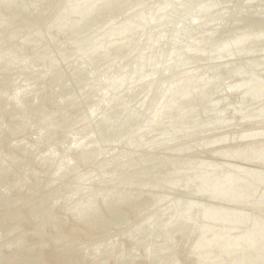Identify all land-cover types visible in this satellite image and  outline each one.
I'll use <instances>...</instances> for the list:
<instances>
[{
    "label": "rangeland",
    "instance_id": "374dc122",
    "mask_svg": "<svg viewBox=\"0 0 264 264\" xmlns=\"http://www.w3.org/2000/svg\"><path fill=\"white\" fill-rule=\"evenodd\" d=\"M263 29L264 0H0V264H264Z\"/></svg>",
    "mask_w": 264,
    "mask_h": 264
},
{
    "label": "bare ground",
    "instance_id": "6f19581e",
    "mask_svg": "<svg viewBox=\"0 0 264 264\" xmlns=\"http://www.w3.org/2000/svg\"><path fill=\"white\" fill-rule=\"evenodd\" d=\"M89 1V0H88ZM125 1V0H124ZM130 2V1H129ZM138 2V1H137ZM153 2V1H152ZM168 2V1H167ZM193 2V1H192ZM39 3V2H38ZM91 3V2H90ZM195 3V2H194ZM216 3V2H215ZM167 4V3H166ZM239 4V3H238ZM6 5V4H5ZM120 5V4H119ZM144 5V4H143ZM164 5V4H163ZM15 6V5H14ZM47 6V5H46ZM81 7V6H80ZM84 7V6H83ZM209 7V6H208ZM51 8V7H50ZM66 8V7H65ZM146 8V7H145ZM176 8V7H175ZM199 8V7H198ZM15 9V8H14ZM59 9V8H58ZM76 9V8H75ZM126 9V8H125ZM24 10V9H23ZM68 10H70V9H68ZM112 10V9H111ZM133 10V9H132ZM179 10V9H178ZM48 11V10H47ZM122 11V10H121ZM263 11V10H262ZM131 12V11H130ZM140 12V11H139ZM189 12V11H188ZM119 13V12H118ZM154 13V12H153ZM191 13V12H190ZM115 15V14H114ZM47 16V15H46ZM80 16V15H79ZM89 16V15H88ZM160 16V15H159ZM63 17V16H62ZM144 17V16H143ZM165 17H166V15H165ZM35 18V17H34ZM36 19V18H35ZM43 19V18H42ZM200 19V18H199ZM11 20V19H10ZM15 20V19H14ZM31 20V19H30ZM137 20V19H136ZM6 21V20H5ZM38 21V20H37ZM115 21V20H114ZM140 21V20H139ZM70 22V21H69ZM131 22V21H130ZM129 22V23H130ZM72 23V22H71ZM83 23V22H82ZM23 24V23H22ZM56 24V23H55ZM65 24V23H64ZM92 24V23H91ZM135 24V23H134ZM144 24V23H143ZM182 24V23H181ZM6 25V24H5ZM13 25V24H12ZM15 25V24H14ZM68 25H70V24H68ZM67 25V26H68ZM74 25V24H73ZM62 26V25H61ZM66 26V25H65ZM72 26V25H71ZM64 27V26H63ZM110 27V26H109ZM131 27V26H130ZM170 27V26H169ZM192 27V26H191ZM196 27V26H195ZM251 27V26H250ZM257 27V26H256ZM67 28V27H66ZM107 28V27H106ZM136 28V27H135ZM155 28H157V27H155ZM258 28V27H257ZM11 29V28H10ZM81 29H83V28H81ZM113 29V28H112ZM260 29H262V28H260ZM108 30V29H107ZM233 30V29H232ZM249 30H251V29H249ZM264 30V29H263ZM263 30H262V32H263ZM15 31V30H14ZM51 31V30H50ZM87 31H88V29H87ZM97 31V30H96ZM111 31V30H110ZM170 31V30H169ZM260 31V30H259ZM12 32V31H11ZM65 32V31H64ZM71 32V31H70ZM80 32V31H79ZM114 32V31H113ZM133 32V31H132ZM136 32V31H135ZM189 32V31H188ZM171 33V32H170ZM264 33V32H263ZM19 34V33H18ZM96 34V33H95ZM119 33H117V35H118ZM126 34V33H125ZM166 34V33H165ZM174 34V33H173ZM256 34V33H255ZM258 35L260 34V36H261V33H257ZM3 35V34H2ZM62 35V34H61ZM66 35V34H65ZM142 35V34H141ZM170 35V34H169ZM248 35V34H247ZM242 36L241 38H236L235 40H231L232 41V43L233 42H236V41H240V40H242V39H245L246 37H252V36H250V35H248V36ZM15 36V35H14ZM102 36V35H101ZM104 36V35H103ZM9 37V36H8ZM82 37V36H81ZM85 37V36H84ZM141 37V36H140ZM161 37V36H160ZM175 37V36H174ZM243 37H245V38H243ZM1 38H3V37H1ZM109 38V37H108ZM82 39V38H81ZM147 39V38H146ZM173 39V38H172ZM51 40V39H50ZM67 40V39H66ZM119 40V39H118ZM126 40V39H125ZM199 40V39H198ZM95 41V40H94ZM155 41V40H154ZM215 41V40H214ZM219 41V40H218ZM231 41H226V42H223V44L221 43V45L222 46H218V47H220L221 48V50L224 48V47H226V46H229L230 44H231ZM10 42V41H9ZM70 42V41H69ZM120 42V41H119ZM122 42V41H121ZM26 43V42H25ZM60 43V42H59ZM190 43V42H189ZM21 44V43H20ZM75 44V43H74ZM194 44V43H193ZM14 45V44H13ZM57 45V44H56ZM64 45V44H63ZM130 45V44H129ZM126 46H127V44H126ZM207 46V45H206ZM6 47V46H5ZM107 47H109V46H107ZM118 47V46H117ZM148 47V46H147ZM197 47V46H196ZM212 47V46H211ZM210 47V48H211ZM17 48V47H16ZM96 48V47H95ZM114 48V47H113ZM131 48V47H130ZM146 48V47H145ZM150 48V47H149ZM215 48V47H214ZM89 49V48H88ZM213 49V48H212ZM215 49H218L217 47L215 48ZM33 50V49H32ZM63 50V49H62ZM76 50V49H75ZM134 50V49H133ZM158 50V49H157ZM87 51V50H86ZM130 51V50H129ZM99 52V51H98ZM126 52V51H125ZM162 52V51H161ZM190 52V51H189ZM39 53V52H38ZM78 53H80V52H78ZM82 53V52H81ZM174 53V52H173ZM193 53V52H192ZM216 53V52H215ZM217 53L218 54H220L218 51H217ZM48 54V53H47ZM70 54V53H69ZM112 54H113V52H112ZM123 54V53H122ZM36 55V54H35ZM66 55V54H65ZM104 55V54H103ZM124 55V54H123ZM152 55V54H151ZM169 55V54H168ZM177 55V54H176ZM212 55H214V54H212ZM45 56V55H44ZM145 56V55H144ZM179 56V55H178ZM10 57V56H9ZM49 57V56H48ZM74 57V56H73ZM82 57V56H81ZM127 57V56H126ZM141 57V56H140ZM174 57V56H173ZM77 58V57H76ZM107 58V57H106ZM157 58V57H156ZM31 59V58H30ZM81 59V58H80ZM83 59V58H82ZM85 59V58H84ZM98 59V58H97ZM119 59V58H118ZM127 59V58H126ZM34 60V59H33ZM42 60V59H41ZM59 60V59H58ZM92 60V59H91ZM90 60V61H91ZM131 60V59H130ZM137 60V59H136ZM75 61H77V60H75ZM148 61V60H147ZM254 61V60H253ZM7 62V61H6ZM37 62V61H36ZM98 62V61H97ZM130 62V61H129ZM80 63V62H79ZM188 63V62H187ZM252 63V62H251ZM254 63V62H253ZM258 63H260V61L258 62ZM55 64H56V62H55ZM39 65V64H38ZM182 65V64H181ZM258 65V64H257ZM34 66V65H33ZM68 66V65H67ZM81 66V65H80ZM90 66V65H89ZM105 66V65H104ZM85 67V66H84ZM115 67V66H114ZM118 67V66H117ZM145 67V66H144ZM188 67V66H187ZM186 67V68H187ZM253 67V66H252ZM47 68V67H46ZM160 68V67H159ZM178 68V67H177ZM39 69V68H38ZM41 69V68H40ZM79 69V68H78ZM77 69V70H78ZM96 69V68H95ZM193 69V68H192ZM242 69V68H241ZM47 70V69H46ZM91 70V69H90ZM181 70V69H180ZM208 70V69H207ZM236 70V69H235ZM239 70V69H238ZM147 71V70H146ZM151 71V70H150ZM188 71V70H187ZM201 71V70H200ZM229 71V70H228ZM237 71V70H236ZM69 72V71H68ZM233 72H235V71H233ZM238 72V71H237ZM47 73V72H46ZM66 73V72H65ZM196 73H198V72H196ZM249 73V72H248ZM251 73V72H250ZM35 74V73H34ZM41 74V73H40ZM59 74V73H58ZM114 74V73H113ZM238 74V73H237ZM3 75V74H2ZM11 75V74H10ZM56 75V74H55ZM193 75V74H192ZM253 75V74H252ZM80 76H82V75H80ZM169 76V75H168ZM21 77V76H20ZM50 77V76H49ZM200 77V76H199ZM240 77H241V75H240ZM243 77H246V76H243ZM247 77H248V75H247ZM246 77V78H247ZM253 77V76H252ZM1 78V77H0ZM34 78V77H33ZM42 78H43V76H42ZM46 78V77H45ZM67 78V77H66ZM65 78V79H66ZM81 78V77H80ZM104 78V77H103ZM190 78V77H189ZM193 78V77H192ZM245 78V79H246ZM256 78V77H255ZM51 79V78H50ZM196 79V78H195ZM249 79V78H248ZM3 80H4V78H3ZM166 80V79H165ZM169 80V79H168ZM178 80V79H177ZM192 80V79H191ZM191 80H189V81H191ZM251 80V79H250ZM262 80V79H261ZM260 80V81H261ZM5 81V80H4ZM9 81V80H8ZM109 81V80H108ZM119 81V80H118ZM124 81V80H123ZM158 81V80H157ZM171 81H172V79H171ZM257 81V79L255 80V82ZM259 81V80H258ZM55 82V81H54ZM78 82V81H77ZM88 82V81H87ZM86 82V83H87ZM117 82V81H116ZM131 82V81H130ZM150 82H152V81H150ZM178 82V81H177ZM187 82V81H186ZM186 82H184V83H186ZM251 82V81H250ZM254 82V81H253ZM262 82V81H261ZM260 82V83H261ZM46 83V82H45ZM65 83V82H64ZM174 83V82H173ZM190 83V82H189ZM248 83V82H247ZM252 83V82H251ZM250 83V84H251ZM4 84V83H3ZM25 84H27V83H25ZM30 84V83H29ZM41 84V83H40ZM176 84V83H175ZM181 84H183V83H181ZM180 84V86H182ZM238 84V83H237ZM249 84V85H250ZM255 84V83H254ZM121 85V84H120ZM153 85V84H152ZM187 85V84H186ZM248 85V84H247ZM252 85H253V83H252ZM258 85H259V83H258ZM53 86V85H52ZM65 86V85H64ZM112 86V85H111ZM140 86V85H139ZM175 86V85H174ZM188 86V85H187ZM190 86V85H189ZM194 86V85H193ZM244 86H245V84H244ZM256 86V85H255ZM5 87V86H4ZM16 87V86H15ZM32 87V86H31ZM98 87V86H97ZM100 87V89H101V86H99ZM131 87V86H130ZM168 87V86H167ZM240 87V86H239ZM242 87V89H244V87H243V85L241 86ZM246 87V86H245ZM251 87V86H250ZM22 88V87H21ZM135 88V87H134ZM183 88V87H182ZM188 88V87H187ZM194 88V87H193ZM36 89V88H35ZM77 89V88H76ZM140 89V88H139ZM138 89V90H139ZM159 89V88H158ZM170 89V88H169ZM168 89V90H169ZM186 89V88H185ZM190 89H191V87H190ZM248 89V88H247ZM16 90V89H15ZM132 90V89H131ZM173 90H174V87H173ZM179 90H180V88H179ZM187 90H189V88L187 89ZM251 90H252V88H251ZM20 91V90H19ZM64 91V90H63ZM97 91V90H96ZM171 91V90H170ZM183 91V90H182ZM237 91V90H236ZM239 91H241V90H239ZM238 91V92H239ZM243 91V90H242ZM246 91V90H245ZM253 91H254V88H253ZM62 92V91H61ZM77 92V91H76ZM167 92H169V91H167ZM188 92V91H187ZM252 92V91H251ZM159 93V92H158ZM170 93V92H169ZM172 93V92H171ZM177 93H178V91H177ZM176 93V94H177ZM180 93V92H179ZM239 93H241V92H239ZM243 93H245V92H243ZM121 94V93H120ZM126 94V93H125ZM175 94V95H176ZM184 94V93H183ZM137 95V94H136ZM181 95H182V92H181ZM243 95V94H242ZM18 96V95H17ZM77 96V95H76ZM154 96V95H153ZM169 96V95H168ZM57 97V96H56ZM93 97V96H92ZM163 97V96H162ZM175 97V96H174ZM239 97H240V95H239ZM243 97V96H242ZM241 97V98H242ZM17 98V97H16ZM98 98V97H97ZM262 98V97H261ZM39 99V98H38ZM113 99H114V97H113ZM130 99V98H129ZM171 99V98H170ZM172 99H175L176 100V98H172ZM85 100V99H84ZM9 101V100H8ZM35 101V100H34ZM86 101V100H85ZM258 101V100H257ZM54 102V101H53ZM64 102V101H63ZM72 102V101H71ZM89 102H90V100H89ZM88 102V103H89ZM132 102V101H131ZM168 102H170V101H168ZM173 102V101H172ZM172 102H170V103H172ZM243 102V101H242ZM258 102H260V101H258ZM58 103V102H57ZM77 103V102H76ZM82 103V102H81ZM197 103V102H196ZM40 104V103H39ZM53 104H55V103H53ZM175 104V103H174ZM243 104V103H242ZM242 104H240L241 106H242ZM255 104V103H254ZM77 105V104H76ZM110 105V104H109ZM127 105V104H126ZM168 105V104H167ZM166 105V106H167ZM170 105V104H169ZM194 105H195V103H194ZM87 106V105H86ZM102 106V105H101ZM165 105H164V107H166ZM171 106V105H170ZM202 106H204V105H202ZM205 106H207L206 104H205ZM257 106V105H256ZM255 106V107H256ZM84 107V106H83ZM184 107V106H183ZM233 107V106H232ZM239 107V106H238ZM254 107V108H255ZM86 108V107H85ZM125 108V107H124ZM133 108V107H132ZM138 108V107H137ZM174 108V107H173ZM252 108V107H251ZM251 108H249V109H251ZM257 108V107H256ZM118 109V108H117ZM167 109V108H166ZM236 109V108H235ZM238 109V108H237ZM33 110V109H32ZM96 110V109H95ZM194 110V109H193ZM242 110H243V108H242ZM252 110V109H251ZM48 111V110H47ZM79 111V110H78ZM102 111V110H101ZM108 111V110H107ZM136 111V110H135ZM196 111V110H195ZM240 111V110H239ZM36 112V111H35ZM38 112V111H37ZM65 112V111H64ZM103 112H104V110H103ZM162 112V111H161ZM241 112V111H240ZM261 112H264V111H261ZM138 113V112H137ZM236 113V112H235ZM239 113V112H238ZM244 113H246V112H244ZM243 113V114H244ZM42 114V113H41ZM101 114V113H100ZM130 114V113H129ZM197 114V113H196ZM138 115V114H137ZM153 115V114H152ZM245 115V114H244ZM44 116V115H43ZM103 116V115H102ZM156 116V115H155ZM217 116V115H216ZM215 116V117H216ZM240 116V115H239ZM241 116H243V115H241ZM67 117V116H66ZM69 117V116H68ZM84 117V116H83ZM131 117V116H130ZM144 117V116H143ZM153 117V116H152ZM81 118V117H80ZM112 118V117H111ZM47 119V118H46ZM72 119V118H71ZM114 119V118H113ZM129 119V118H128ZM94 120V119H93ZM97 120V119H96ZM152 120V119H151ZM166 120V119H165ZM212 120H213V118H212ZM218 121H219V119H217ZM49 121V120H48ZM56 121V120H55ZM92 121V120H91ZM99 121V120H98ZM111 121V120H110ZM138 121V120H137ZM168 121V120H167ZM131 122V121H130ZM129 122V123H130ZM212 122V121H211ZM223 122V121H222ZM221 122V123H222ZM52 123V122H51ZM73 123V122H72ZM94 123V122H93ZM177 123V122H176ZM215 123V122H214ZM218 123H220V121L218 122ZM83 124V123H82ZM149 124V123H148ZM169 124H170V122H169ZM210 124H212V123H210ZM100 125V124H99ZM98 125V126H99ZM116 125H117V123H116ZM129 125V124H128ZM213 125H216L217 126V124H213ZM17 126V125H16ZM49 126V125H48ZM92 126V125H91ZM102 126V125H101ZM108 126V125H107ZM112 127V126H111ZM130 127V126H129ZM218 127V126H217ZM135 128V127H134ZM106 129V128H105ZM112 129V128H111ZM117 129V128H116ZM128 129V128H127ZM68 130V129H67ZM132 130V129H131ZM142 130V129H141ZM217 130V129H216ZM73 131V130H72ZM222 131V130H221ZM45 132V131H44ZM53 132V131H52ZM105 132V131H104ZM117 133V132H116ZM132 133V132H131ZM156 133V132H155ZM165 133V132H164ZM220 133V132H219ZM45 134V133H44ZM56 135V134H55ZM99 135H101V134H99ZM122 135V134H121ZM142 135V134H141ZM59 136V135H58ZM83 136V135H82ZM158 136V135H157ZM196 136V135H195ZM54 137V136H53ZM86 137V136H85ZM72 138H73V136H72ZM84 138V137H83ZM61 139V138H60ZM118 139V138H117ZM69 140V139H68ZM113 140V139H112ZM111 140V141H112ZM150 140V139H149ZM65 141V140H64ZM107 141V140H106ZM75 142V141H74ZM91 142V141H90ZM161 142V141H160ZM143 143V142H142ZM157 143V142H156ZM75 144V143H74ZM99 144V143H98ZM108 144V143H107ZM120 144V143H119ZM90 145H91V143H90ZM22 146V145H21ZM179 146V145H178ZM138 147V146H137ZM69 148V147H68ZM104 148V147H103ZM263 148V147H262ZM107 149V148H106ZM120 149V148H119ZM124 150V149H123ZM169 150V149H168ZM36 151V150H35ZM56 151V150H55ZM112 151V150H111ZM137 151V150H136ZM61 152V151H60ZM100 152V151H99ZM103 152V151H102ZM122 153V152H121ZM57 154V153H56ZM152 154V153H151ZM156 154V153H155ZM70 155V154H69ZM68 155V156H69ZM248 155V154H247ZM256 155V154H255ZM31 156V155H30ZM159 156V155H158ZM169 156V155H168ZM187 157V156H186ZM46 158V157H45ZM164 158V157H163ZM31 159V158H30ZM76 159V158H75ZM97 159V158H96ZM170 159V158H169ZM176 160V159H175ZM179 160V159H178ZM45 161V160H44ZM154 161V160H153ZM167 161H168V159H167ZM37 162V161H36ZM56 162V161H55ZM174 162V161H173ZM173 162H171V163H173ZM179 162V161H178ZM73 163H75V162H73ZM143 163V162H142ZM189 163V162H188ZM44 164V163H43ZM77 164V163H76ZM95 164V163H94ZM4 165V164H3ZM71 166V165H70ZM98 166V165H97ZM121 166V165H120ZM174 166V165H173ZM151 167V166H150ZM58 168V167H57ZM72 168V167H71ZM50 169V168H49ZM103 169V168H102ZM120 169V168H119ZM124 169V168H123ZM167 169H169V168H167ZM64 170V169H63ZM152 171H154V170H152ZM156 171V170H155ZM172 171V170H171ZM72 172V171H71ZM78 172V171H77ZM188 172V171H187ZM33 173V172H32ZM74 173V172H73ZM84 173V172H83ZM87 173V172H86ZM108 173V172H107ZM116 173V172H115ZM143 173V172H142ZM176 173V172H175ZM65 174V173H64ZM89 174V173H88ZM185 174V173H184ZM82 175V174H81ZM150 175V174H149ZM66 176V175H65ZM142 176V175H141ZM176 176V175H175ZM186 176V175H185ZM43 177V176H42ZM160 177H162V176H160ZM164 177V176H163ZM256 178L257 177H259L260 178V176H255ZM8 178V177H7ZM33 178V177H32ZM71 178V177H70ZM82 178V177H81ZM137 178V177H136ZM150 178V177H149ZM158 178V177H157ZM171 178H175V177H171ZM170 178V179H171ZM262 178V177H261ZM260 178V179H261ZM90 179V178H89ZM108 179V178H107ZM176 179V178H175ZM174 179V180H175ZM57 180V179H56ZM92 180V179H91ZM177 180H178V178H177ZM97 181H99V180H97ZM125 181V180H124ZM151 181V180H150ZM165 181V180H164ZM258 181V180H257ZM66 182V181H65ZM128 182V181H127ZM259 182V181H258ZM76 183V182H75ZM115 183V182H114ZM121 183V182H120ZM178 183V182H177ZM45 184V183H44ZM128 184V183H127ZM133 184V183H132ZM63 185V184H62ZM74 185V184H73ZM99 185V184H98ZM102 186V185H101ZM124 186V185H123ZM188 186V185H187ZM39 187V186H38ZM77 187V186H76ZM139 187V186H138ZM183 187V186H182ZM34 188V187H33ZM96 188V187H95ZM98 188V187H97ZM116 188V187H115ZM28 189V188H27ZM59 189V188H58ZM78 189V188H77ZM129 189V188H128ZM184 189H185V187H184ZM189 189V188H188ZM38 190V189H37ZM52 190V189H51ZM85 190V189H84ZM137 190V189H136ZM66 191V190H65ZM64 191V192H65ZM41 192V191H40ZM81 192V191H80ZM138 192V191H137ZM180 193V192H179ZM50 194V193H49ZM55 194V193H54ZM190 194V193H189ZM58 195V194H57ZM80 195V194H79ZM97 195V194H96ZM111 195V194H110ZM126 195V194H125ZM130 195V194H129ZM134 195V194H133ZM143 195V194H142ZM56 196V195H55ZM62 196V195H61ZM123 196H124V194H123ZM135 196V195H134ZM88 197V196H87ZM99 197V196H98ZM121 197V196H120ZM30 198V197H29ZM35 198V197H34ZM84 198V197H83ZM98 199V198H97ZM43 200V199H42ZM99 200H100V197H99ZM123 200V199H122ZM176 200V199H175ZM98 201V200H97ZM121 201V200H120ZM171 201V200H170ZM177 201H179V200H177ZM148 202V201H147ZM73 203V202H72ZM91 203V202H90ZM63 204V203H62ZM86 204V203H85ZM88 204V203H87ZM175 204V203H174ZM54 205V204H53ZM91 205V204H90ZM140 205V204H139ZM183 205V204H182ZM52 206V205H51ZM50 206V207H51ZM114 206V205H113ZM118 206V205H117ZM125 206V205H124ZM179 206V205H178ZM181 206V205H180ZM140 207V206H139ZM176 207V206H175ZM182 207V206H181ZM73 208V207H72ZM102 208V207H101ZM155 208V207H154ZM174 208V207H173ZM180 208V207H179ZM151 209V208H150ZM149 209V210H150ZM152 209H153V206H152ZM31 210V209H30ZM103 210H104V208H103ZM108 210V209H107ZM159 210H160V208H159ZM173 210V209H172ZM171 210V211H172ZM182 210V209H181ZM14 211V210H13ZM42 211V210H41ZM179 211V210H178ZM183 211V210H182ZM22 212V211H21ZM32 212V211H31ZM157 212V211H156ZM175 212V211H174ZM208 212H212V211H208ZM221 212V211H220ZM51 213V212H50ZM148 213V212H147ZM162 213V212H161ZM214 215H218V214H221V213H214V212H212ZM39 214V213H38ZM55 214V213H54ZM56 214H57V212H56ZM163 214V213H162ZM170 214V213H169ZM78 215V214H77ZM82 215V214H81ZM93 215V214H92ZM96 215V214H95ZM175 215V214H174ZM178 215V214H177ZM176 215V216H177ZM222 215V214H221ZM224 215V214H223ZM234 215V214H233ZM34 216V215H33ZM108 216V215H107ZM154 216V215H153ZM160 216V215H159ZM173 216V215H172ZM238 216V215H237ZM105 217V216H104ZM134 217V216H133ZM149 217H151V216H149ZM218 217V216H217ZM236 217V216H235ZM20 218V217H19ZM61 218V217H60ZM116 218V217H115ZM159 218V217H158ZM166 218V217H165ZM177 218V217H176ZM175 218V219H176ZM219 218V217H218ZM2 219V218H1ZM78 219V218H77ZM135 219H137V218H135ZM147 219H150V218H147ZM161 219V218H160ZM19 220V219H18ZM91 220V219H90ZM103 220V219H102ZM127 220V219H126ZM166 220V219H165ZM220 220V219H219ZM64 221V220H63ZM141 221V220H140ZM174 221V220H173ZM177 221V220H176ZM62 222V221H61ZM85 222V221H84ZM106 222V221H105ZM111 222V221H110ZM145 222V221H144ZM50 223V222H49ZM66 223V222H65ZM83 223V222H82ZM130 223V222H129ZM17 224V223H16ZM52 224V223H51ZM86 224V223H85ZM101 224V223H100ZM122 224V223H121ZM3 225V224H2ZM58 225V224H57ZM64 225V224H63ZM125 225V224H124ZM9 226V225H8ZM36 226V225H35ZM44 226V225H43ZM128 226V225H127ZM138 226V225H137ZM55 227V226H54ZM112 227V226H111ZM126 227V226H125ZM142 227V226H141ZM220 227V226H219ZM60 228V227H59ZM67 228V227H66ZM100 228V227H99ZM130 228V227H129ZM28 229V228H27ZM103 229V228H102ZM141 229V228H140ZM205 229V228H204ZM221 229V228H220ZM223 229V228H222ZM36 230V229H35ZM60 230V229H59ZM75 230V229H74ZM99 230V229H98ZM128 230V229H127ZM34 231V230H33ZM32 231V232H33ZM62 231V230H61ZM261 231V230H260ZM70 232V231H69ZM257 232L258 233H264V231H261V232H259L258 230H257ZM29 233V232H28ZM217 233V232H216ZM68 234V233H67ZM84 234V233H83ZM255 234V233H254ZM253 235V234H252ZM24 236V235H23ZM97 236V235H96ZM243 236H247L248 238H252L254 241V243L256 244V242L258 241L256 238H253L252 236H250V234L248 233V234H244ZM254 236V235H253ZM19 238H21V237H19ZM99 238V237H98ZM202 238V237H201ZM16 239V238H15ZM22 239V238H21ZM74 239V238H73ZM76 239V238H75ZM78 239V238H77ZM79 239H81V237L79 238ZM108 239V238H107ZM247 238H245V240H246ZM220 240H222L221 238H220ZM226 240V239H225ZM240 240H242V239H240ZM16 241V240H15ZM81 241V240H80ZM95 241V240H94ZM99 241V240H98ZM223 241L224 240H222L221 242L223 243ZM21 242V241H20ZM225 242V241H224ZM247 242H249V240H247ZM2 243V242H1ZM14 243V242H13ZM17 243V242H16ZM83 243V242H82ZM62 244H64V243H62ZM195 244V243H194ZM65 245V244H64ZM70 245V244H69ZM196 245H197V243H196ZM222 245V244H221ZM240 245V244H239ZM225 245H223L222 247H224ZM53 247V246H52ZM66 247V246H65ZM64 247V248H65ZM74 247V246H73ZM193 247V246H192ZM191 247V248H192ZM236 247H238V246H236ZM67 248V247H66ZM70 248V247H69ZM82 248V247H81ZM213 248V247H212ZM235 248V247H234ZM240 248L241 249H243L241 246H240ZM240 248H238V249H240ZM247 248H248V246H247ZM250 248V247H249ZM248 248V249H249ZM252 248V247H251ZM250 248V249H251ZM85 249V248H84ZM230 249V248H229ZM264 249V248H263ZM191 250V249H190ZM193 250V249H192ZM226 251H227V249H225ZM65 251V250H64ZM232 251V250H231ZM2 252V251H1ZM56 252V251H55ZM59 252H62V251H59ZM194 252L195 251H193V254H194ZM261 252V251H260ZM70 253V252H69ZM228 253V252H227ZM256 253H257V251H256ZM261 253H263V252H261ZM85 254V253H84ZM195 255H196V253H195ZM258 255V254H257ZM262 255V254H261ZM172 256V255H171ZM242 256V255H241ZM258 256H260V255H258ZM28 257V256H27ZM203 257V256H202ZM263 257V256H262ZM261 257V258H262ZM10 258V257H9ZM195 258H196V256H195ZM198 258V257H197ZM17 259V258H16ZM37 259V258H36ZM238 259H241V258H238ZM238 259H235L236 261H238ZM263 259V258H262ZM242 260V259H241ZM245 260H247L246 258H245ZM240 261V260H239ZM85 262V261H84ZM198 262H199V260H198ZM210 262V261H209ZM250 262V261H249ZM249 262L248 261H246V263H248L249 264ZM264 262V261H263ZM192 263V262H191ZM237 262H235V264H236ZM241 263L243 264V263H245V262H242L241 261ZM251 263V262H250ZM256 263V262H255ZM199 264V263H198ZM201 264V263H200ZM234 264V263H233ZM238 264H240V263H238Z\"/></svg>",
    "mask_w": 264,
    "mask_h": 264
},
{
    "label": "water",
    "instance_id": "95a60500",
    "mask_svg": "<svg viewBox=\"0 0 264 264\" xmlns=\"http://www.w3.org/2000/svg\"><path fill=\"white\" fill-rule=\"evenodd\" d=\"M226 175H231L230 173H223V175H221V176H223V177H225ZM226 178V177H225ZM261 206V205H260ZM262 208H263V206H261Z\"/></svg>",
    "mask_w": 264,
    "mask_h": 264
}]
</instances>
